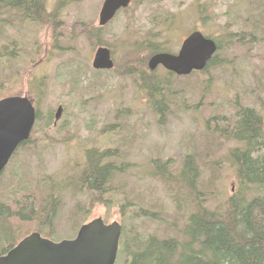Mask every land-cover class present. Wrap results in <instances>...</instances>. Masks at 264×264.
<instances>
[{
  "label": "rangeland",
  "instance_id": "obj_1",
  "mask_svg": "<svg viewBox=\"0 0 264 264\" xmlns=\"http://www.w3.org/2000/svg\"><path fill=\"white\" fill-rule=\"evenodd\" d=\"M103 1L48 0V8L60 11L59 19L66 24L57 26L55 32L50 28L55 23L50 27L21 23L15 10L0 6V99L27 95L43 119L38 122L41 128L17 150L10 168L1 176L0 201L19 182H29L28 189L33 192L26 195L32 197L34 216L38 217L46 204L45 185L53 184V188H58L59 206L52 225H43L46 234H41L53 242L73 238L84 222L95 218L105 223L118 222L125 238L178 237L177 230L193 211L192 197L175 186L168 191L162 181L151 175V161L169 160L174 171L181 168L186 156H192L199 170L196 188L200 197L207 200L204 207L208 210L235 192V172L226 154L236 144L207 130L204 110L215 115L216 108L205 101L206 97L211 98L228 117L238 108H251L264 124V67L258 61L252 64L248 56L234 57L237 47L230 44V32L235 28H225L232 23L242 25L249 19L256 26L253 34L260 40L254 45L261 44L264 0H164L165 11L156 20L140 17V6L120 11L111 23L99 27L98 13ZM76 22L102 29L101 42L111 51L112 70L97 71L91 67L98 46L78 34V28L72 27ZM193 30L218 42L221 49L216 62L220 65L206 69L204 74L172 79V89L185 91L191 97L187 103L190 109L173 104L169 113L158 120L148 107L145 93L131 78L116 73L123 52L156 32L161 37L155 42L176 53L182 39ZM34 50L38 54L32 57ZM155 74L162 76L163 72L158 69ZM99 80L100 90H94L93 84H99ZM72 81L78 83L75 91L70 90ZM61 103L66 111L55 126L51 121L47 128L45 119ZM90 148L117 150V166L124 165L111 180L109 192L94 195L99 199L96 202L78 183L85 163L84 150ZM138 208L155 212L159 218L141 217L136 213ZM37 222L35 219L33 225L23 223L24 229L16 233L14 219H0V252L19 237L24 238L26 232L42 228L36 229ZM124 260L125 255H120L116 264H123Z\"/></svg>",
  "mask_w": 264,
  "mask_h": 264
},
{
  "label": "trees",
  "instance_id": "obj_2",
  "mask_svg": "<svg viewBox=\"0 0 264 264\" xmlns=\"http://www.w3.org/2000/svg\"><path fill=\"white\" fill-rule=\"evenodd\" d=\"M163 2L164 0H131L129 6L120 11L126 12L132 7L136 10L141 6L139 9L141 11L140 17L143 15L145 17L151 16L153 20H156L158 19L157 15L165 11ZM47 3L48 0H0L1 7L8 11L15 10L17 12L16 18L19 22L49 27L55 23L50 27L55 32L57 26L65 23L59 19L60 11L49 9ZM72 27L78 28V34L84 36L94 47L104 46L100 37L101 28L84 22L73 23ZM57 34L59 35V32ZM158 37H161V33L155 32L140 42L132 43V46L123 52L119 70L116 73L133 80L136 87L145 93L149 109L156 114L158 120H162L169 113V108L173 104L190 109L187 103L191 101V97L185 91L172 89L171 80L177 78L174 74L166 73L157 76L155 71L148 70V58L152 54L165 51L163 44L155 42ZM259 41L256 38L254 44L259 43ZM233 42L230 40V44ZM256 46H262L259 49H263L264 39L261 44ZM231 47L229 46V49ZM262 49L260 50L262 51ZM236 50L234 57L248 56L252 64L258 63L264 67V53L261 51H259L261 55L252 56L247 53L241 54L243 50L240 47H237ZM37 54V51L34 50L31 56L35 57ZM217 57L216 53L200 74H204L205 70L210 67L220 65L219 62H216ZM256 69L261 70L260 67H256ZM72 82H69L70 90L75 91L78 83ZM100 84L101 81L99 80V84H93V89L100 90ZM201 100L204 101L203 96ZM211 100V98L206 97L205 104L215 106L216 113L213 115L207 111L208 109L206 112L204 110L207 130H212L213 133L219 134L222 138L230 139L236 144L226 154V158L235 172V192L221 205L213 210H208L204 207L207 200L200 197L201 194L196 188L199 170L192 156H186L181 168L174 171L170 167L169 160L164 162L159 159L152 160L151 175L162 181L168 191L173 186L177 187L179 191H186L192 197L191 208L193 211L191 210L192 212L186 217L181 230H177L178 237L158 238L155 235H149L143 238L133 235L125 238L121 236L118 255H125L123 264H264L263 120L255 110L248 107L238 108L234 115L228 117L222 114L223 107L216 103L214 105ZM64 106L62 103L57 105V108L61 107V115L66 111ZM57 108L54 114H51V109L49 116L45 119L47 128L51 126V121L52 127L57 124L58 120L55 115L56 112L58 113ZM35 117L36 121L31 136H34L37 129L41 128L38 122L43 121L37 108ZM28 143L25 142L20 147ZM84 156L85 163L80 169L79 187L85 188L96 202L99 199L94 195L97 194L99 197L109 192L111 180L115 174L122 172L121 167L124 165L119 164L117 166L120 156L117 154V150L113 149L90 148L84 150ZM16 181L21 180L16 179ZM28 183L20 185L21 182H19L18 186L16 185L14 189L7 191L8 194L3 198V201H0V219H14L16 226L14 231L16 233H21L19 231L24 229L22 226L25 223L33 225L34 220L37 219L39 223L37 222L35 224L37 228H34L38 229L41 226L42 228L33 231L46 234L42 229L45 226H47L45 228H50L48 226L52 225L59 206L56 196L58 188H53V184L50 183L44 184L47 187L45 209L42 216L39 212V214L37 213L38 217H36L34 216L35 207L32 197L26 195L28 191L33 192L28 189L31 186ZM10 203L13 208L10 207ZM136 213L149 219L159 218L158 214L146 208H138ZM25 235L27 236L28 232L22 237ZM20 238L14 244L11 243L3 248L0 256L15 246Z\"/></svg>",
  "mask_w": 264,
  "mask_h": 264
},
{
  "label": "water",
  "instance_id": "obj_3",
  "mask_svg": "<svg viewBox=\"0 0 264 264\" xmlns=\"http://www.w3.org/2000/svg\"><path fill=\"white\" fill-rule=\"evenodd\" d=\"M131 0H104L98 13V26L104 27ZM216 51L215 43L199 32L191 33L176 55H152L147 67L154 71L161 65L176 76L201 71ZM110 50L98 47L93 55L94 70L113 69ZM57 117V116H56ZM35 123V108L27 96L11 95L0 99V173L15 150L26 142ZM121 226L95 218L83 224L71 240L53 242L34 232L0 256V264H115Z\"/></svg>",
  "mask_w": 264,
  "mask_h": 264
},
{
  "label": "flooded vegetation",
  "instance_id": "obj_4",
  "mask_svg": "<svg viewBox=\"0 0 264 264\" xmlns=\"http://www.w3.org/2000/svg\"><path fill=\"white\" fill-rule=\"evenodd\" d=\"M204 6H203V11H204ZM235 28L234 29V32H230V38H231V40L233 39V44H232V46H234V45H236V47H240L243 51H245L244 53H247V54H250V55H257V54H260L261 55V53L259 52V51H261L260 49H257L256 48V45H254V43H255V41H256V37H255V35L253 34L254 33V31H255V28H256V26L255 25H253L252 26V24L250 23V20L249 19H245L244 20V22H243V24L241 25V24H237L236 26H233V23L232 24H227L226 26H225V28L227 29V30H230V29H232V28ZM193 32H199L203 37H205V38H207V39H210V40H212L214 43H215V45H216V51H215V53L213 54V56L218 52V49L220 50V48L219 47H221V46H219V44H218V42L214 39V38H212V37H209V36H207V35H205L203 32H201L200 30H193V31H191L189 34H187L186 36H185V38L184 39H182V41H181V43L179 44V48H178V50H177V52L176 53H172L171 51H164V52H158V53H169V54H173V55H176L177 53H178V51L180 50V47H181V44H182V42L191 34V33H193ZM250 41V43H248ZM247 43V44H246ZM230 45V44H229ZM228 45V46H229ZM98 47H100V46H98ZM98 47H96V49L98 48ZM95 49V50H96ZM158 53H155V54H158ZM152 55H154V54H152ZM151 55V56H152ZM150 56V57H151ZM149 57V58H150ZM149 58H148V60H149ZM111 59H112V56H111ZM113 61V60H112ZM210 61V60H209ZM208 61V62H209ZM148 62V61H147ZM208 62L206 63V65H205V67L207 66V64H208ZM205 67L203 68V70L205 69ZM160 70V71H162L163 72V74H166V73H170V72H168L166 69H164L161 65H159L155 70ZM203 70H201V71H203ZM201 71H193V72H201ZM16 95V94H15ZM10 96V95H9ZM27 96V95H26ZM6 97H8V96H6ZM27 97H29V96H27ZM31 100H32V102H33V105H34V107H35V111H36V105H35V103H34V101H33V99L31 98V97H29ZM58 109V113L56 112V116H57V120H59L60 118H61V107L59 108H57ZM55 117V116H54ZM31 140V136L29 137V139L26 141V142H29ZM25 146V145H24ZM24 146H22V147H24ZM19 148H21V147H19ZM18 148V149H19ZM17 149V150H18ZM17 150L12 154V156L10 157V159L8 160V163H7V165L5 166V168L3 169V171L0 173V178H1V176L2 175H5V172H6V170L8 169V168H10V166H11V163L13 162L12 160H13V158H15V155L17 154ZM44 209H45V205H43V207L41 208V210H40V216H42V212L44 211ZM34 232H37V231H34ZM37 233H39V232H37ZM40 234V233H39ZM41 235V234H40ZM75 236H76V234H75ZM74 236V237H75ZM73 237V238H74ZM73 238H71V239H73ZM68 240H70V239H68ZM8 251V250H7ZM7 251H5V252H3V254L4 253H6Z\"/></svg>",
  "mask_w": 264,
  "mask_h": 264
}]
</instances>
